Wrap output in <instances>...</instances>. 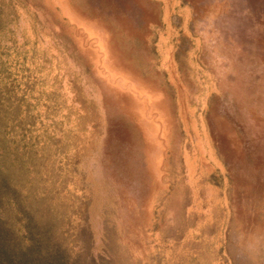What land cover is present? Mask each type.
Wrapping results in <instances>:
<instances>
[{"label":"rangeland","instance_id":"obj_1","mask_svg":"<svg viewBox=\"0 0 264 264\" xmlns=\"http://www.w3.org/2000/svg\"><path fill=\"white\" fill-rule=\"evenodd\" d=\"M5 264H264V0H0Z\"/></svg>","mask_w":264,"mask_h":264},{"label":"trees","instance_id":"obj_2","mask_svg":"<svg viewBox=\"0 0 264 264\" xmlns=\"http://www.w3.org/2000/svg\"><path fill=\"white\" fill-rule=\"evenodd\" d=\"M6 263V259H3V256L0 257V264H5Z\"/></svg>","mask_w":264,"mask_h":264}]
</instances>
